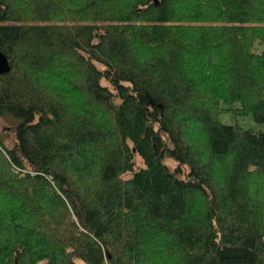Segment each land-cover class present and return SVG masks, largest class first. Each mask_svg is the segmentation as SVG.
Returning a JSON list of instances; mask_svg holds the SVG:
<instances>
[{"label":"trees","instance_id":"1","mask_svg":"<svg viewBox=\"0 0 264 264\" xmlns=\"http://www.w3.org/2000/svg\"><path fill=\"white\" fill-rule=\"evenodd\" d=\"M0 51V264L264 262V0H0Z\"/></svg>","mask_w":264,"mask_h":264},{"label":"rangeland","instance_id":"2","mask_svg":"<svg viewBox=\"0 0 264 264\" xmlns=\"http://www.w3.org/2000/svg\"><path fill=\"white\" fill-rule=\"evenodd\" d=\"M220 120L225 123V124H239L242 125L244 127L247 128H257L258 124L252 119L251 116H239V115H235L233 113H222L220 115ZM18 119L13 117V116H9L8 118H0V134L5 133L7 135V143L10 146H14L15 145V141L13 138V134L11 132L12 127L18 123ZM190 125V124H189ZM0 149L2 150V152L6 155L4 149L2 147H0ZM143 161L140 158H137V165L138 166H143ZM170 165L172 167H176L177 163L174 161H170ZM13 170L17 169V167H15V165H12ZM184 171L187 172L188 168L184 167ZM131 173H127L124 176L125 177H129L131 176Z\"/></svg>","mask_w":264,"mask_h":264},{"label":"water","instance_id":"3","mask_svg":"<svg viewBox=\"0 0 264 264\" xmlns=\"http://www.w3.org/2000/svg\"><path fill=\"white\" fill-rule=\"evenodd\" d=\"M10 70V63L8 57L0 51V75L8 72Z\"/></svg>","mask_w":264,"mask_h":264},{"label":"built area","instance_id":"4","mask_svg":"<svg viewBox=\"0 0 264 264\" xmlns=\"http://www.w3.org/2000/svg\"><path fill=\"white\" fill-rule=\"evenodd\" d=\"M18 169H20V168H18ZM262 264H264V262Z\"/></svg>","mask_w":264,"mask_h":264}]
</instances>
